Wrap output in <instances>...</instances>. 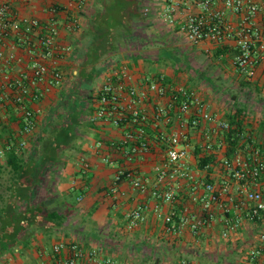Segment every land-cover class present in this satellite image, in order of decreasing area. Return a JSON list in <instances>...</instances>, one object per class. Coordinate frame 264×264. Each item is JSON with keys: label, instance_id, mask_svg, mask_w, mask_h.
<instances>
[{"label": "built area", "instance_id": "2783aa9c", "mask_svg": "<svg viewBox=\"0 0 264 264\" xmlns=\"http://www.w3.org/2000/svg\"><path fill=\"white\" fill-rule=\"evenodd\" d=\"M85 0H80L84 3ZM143 17L157 20L198 46L209 43L230 47L233 66L249 83L264 69V3L257 0H163L141 10ZM237 18L236 24L229 16ZM60 30L55 21L20 18L9 0H0V112L9 106L23 114L22 133L37 144V114L33 104L42 101L52 89L66 86L67 75L61 70L62 58L72 53L70 46L59 43ZM23 50L30 58L26 70L13 74L14 64ZM126 66L113 67L106 82L94 96L88 121L109 124L122 132L117 142L98 141L95 148L107 166L116 167L115 185L123 180L141 193L148 191L149 178L136 165L148 157L161 159L152 168L154 183L150 196L155 211L162 218L166 232L181 236L186 231L200 236L219 223L220 237L228 242L238 237L244 222L259 231L247 254L246 264H256L264 257V143L254 146L244 132L239 150L229 152L227 134L233 129L229 120L210 112L207 103L194 91L171 85L163 77L153 80L147 89L130 85ZM154 94L155 97H152ZM153 105V110L147 106ZM30 143H8V151L28 150ZM202 159L207 165L201 168ZM86 174L91 169L81 159ZM182 208L174 209L181 201ZM116 187L114 191H116ZM172 210L162 214V206ZM148 205L142 204L127 215L128 229L136 230L146 220ZM59 264H119L100 258V251L86 252L78 243H58L53 247ZM177 264H194L180 260Z\"/></svg>", "mask_w": 264, "mask_h": 264}, {"label": "crops", "instance_id": "0c3cea01", "mask_svg": "<svg viewBox=\"0 0 264 264\" xmlns=\"http://www.w3.org/2000/svg\"><path fill=\"white\" fill-rule=\"evenodd\" d=\"M9 1L20 18L37 19L42 23L55 21L60 30L59 43L70 46L72 53L62 58L59 63L68 78L66 86L52 89L42 101L33 104L40 110L37 114L36 132L41 138L37 144H33L32 138L22 133V112L9 105L0 112V150L8 143L26 139L30 143L29 149L18 153L30 165L25 181L35 182L30 196L32 200L27 207V201L15 202L22 196V185L15 184L6 171L0 173V264H59L53 247L61 242L78 243L86 252L97 249L100 251V258H111L119 264H151L152 256H155L152 251L155 249L166 252L171 248L178 250L188 244H193L195 248L201 244L227 245L244 239V230L254 229L256 233L259 231L256 226L244 222L238 237L228 242L220 237L219 223L204 230L200 236L189 231L181 236L168 234L162 218L156 214V202L150 196L154 183L152 168L161 159L153 156L136 164L149 178L148 191L141 193L125 180L116 186V167L105 165L102 155L95 148L98 141L109 145L122 138L120 129L109 124H91L88 121L93 110L94 96L106 82L113 67L126 66L131 74L128 84L141 89H147L148 84L160 77L168 84L185 88L184 85L172 81V78L166 77L164 69H160L164 60L177 58L172 50H158L156 53L147 51L146 56L139 53L133 55L129 51L133 46L150 42L144 32L147 28L161 31L152 40L157 44H171L175 40L179 42L178 38L181 36L175 30L161 24L156 17H144L136 30V40L129 47L110 55L104 63L90 72L82 67L79 52L84 48L82 35L88 27L98 0H85L84 3H80V0ZM162 1L141 0L144 7L156 6ZM229 18L236 24L235 16L231 15ZM257 22L263 25L264 19L258 17ZM178 45L180 44H175L173 49ZM195 47L202 48L206 53L212 49L217 52L224 50L226 53L221 55L231 58L232 64L229 68L242 79L234 85L240 86L242 91L239 93H242L233 97V106L224 112H218L215 103L210 102L207 103L208 109L222 120H229L236 114L235 107L238 105L243 110L240 115L244 121L243 132L251 137L254 146L261 147L264 143V69H259L256 78L249 83L233 66L234 51L230 47H217L209 43ZM16 53L21 62L14 64V75L26 70L27 63L30 62L29 56L23 50H17ZM147 63L150 64L149 67H146ZM151 96L155 97L154 94ZM153 107L147 106L151 111ZM67 128L72 129V136L61 140L59 155L46 161L44 142H49L55 133ZM51 143L52 148L55 146L54 140ZM81 159H86L91 165L86 174L81 169ZM0 164H6V155L0 157ZM35 169H40V172L37 173ZM179 192L181 201L174 209L182 208V181ZM142 204L148 205L146 220L136 230H129L127 215ZM171 210L167 205L161 209L162 214ZM254 237L245 238V241L252 245ZM159 257L165 260L164 254ZM180 260L184 259L178 257L174 264ZM247 261L248 259L243 264ZM82 264L94 263L86 260ZM162 264L167 263L162 261ZM256 264H264V257Z\"/></svg>", "mask_w": 264, "mask_h": 264}, {"label": "rangeland", "instance_id": "374dc122", "mask_svg": "<svg viewBox=\"0 0 264 264\" xmlns=\"http://www.w3.org/2000/svg\"><path fill=\"white\" fill-rule=\"evenodd\" d=\"M257 1L264 3V0ZM144 32L150 42L146 45L133 46L129 49L131 54L139 53L141 56H146L147 51L156 53L158 50H172L173 55L177 58L166 59L160 66L161 70L164 69L163 73L166 77L184 85L187 90L197 92L205 99L206 103H215L218 112H224L227 108L233 106L231 105V103L233 104V97L242 93H239L242 91L240 86L236 87L234 83L242 79L229 68L232 64L230 57L217 55L216 49L206 53L202 48L195 47L185 41L183 37L178 38L179 42L175 40L173 43L170 42L171 44H157L152 40L159 36L161 32L159 29L147 28ZM177 43L180 45L174 50L173 47ZM149 66L150 64L147 63L146 67ZM244 232V239L237 243L236 240L235 244H214L210 246L201 244L196 248L193 244H188L178 250L171 248L166 252L163 249H155L152 251L155 256H152L151 264H162V261L167 264H174L178 257L195 262V264H243L247 260V254L251 248L250 242L245 241V238L251 239L255 236L256 230L248 229ZM162 254L165 255V260L159 257Z\"/></svg>", "mask_w": 264, "mask_h": 264}, {"label": "trees", "instance_id": "16d2710c", "mask_svg": "<svg viewBox=\"0 0 264 264\" xmlns=\"http://www.w3.org/2000/svg\"><path fill=\"white\" fill-rule=\"evenodd\" d=\"M143 7L144 5L141 0H98L96 9L90 17L88 27L82 35V40L85 43L84 48L79 52V56L82 60V67L84 69L93 72V70L101 63H104L110 55L129 47L130 44L136 40V30L144 20V17L140 13ZM225 53L226 51L224 50L218 51L217 55ZM235 112L236 114L230 117L233 129L227 134L228 140L234 138L233 141H230V153L239 150V137H237V134L243 133L244 126V121L240 117L243 110L237 105L235 107ZM20 124L22 130V117ZM71 130L72 129L67 128L65 131L57 132L52 136L53 139L50 138L49 142H44L43 151L46 154V161H51L52 158L59 155L60 149L58 148L61 145V140L69 135L72 136L73 132H71ZM53 140L55 146L51 148V142ZM206 165L207 160L202 159L200 163L201 168H204ZM29 168L30 165L20 157V154L15 149L6 153V164H0V173L6 171L11 175L15 184L22 185V196L21 198L19 196L15 202L18 200L21 202L27 201V207L32 200L30 196H32V186L35 183L25 181L27 174H29ZM35 171L39 173L40 169H35ZM12 233L10 235H12Z\"/></svg>", "mask_w": 264, "mask_h": 264}]
</instances>
